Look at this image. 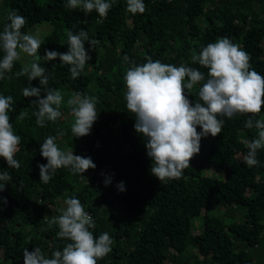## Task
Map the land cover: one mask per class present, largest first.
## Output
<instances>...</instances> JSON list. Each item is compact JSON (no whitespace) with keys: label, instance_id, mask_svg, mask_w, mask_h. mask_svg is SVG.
Returning <instances> with one entry per match:
<instances>
[{"label":"trees","instance_id":"1","mask_svg":"<svg viewBox=\"0 0 264 264\" xmlns=\"http://www.w3.org/2000/svg\"><path fill=\"white\" fill-rule=\"evenodd\" d=\"M144 2V12L132 13L126 0H114L100 17L96 10L85 14L80 8H66L64 0H0V29L12 10L26 18L22 31L45 22L55 25L37 59L49 71V87L61 89L65 100L74 91L94 95L98 115L90 133L80 137L71 131L67 115L72 113L66 104L61 105L60 118L37 125L36 97H25L22 89L29 83L40 86L39 79L29 82L26 74L16 76L22 67L18 60L0 79V93L14 98L10 122L21 137L14 154L18 168L0 157V169L8 168L11 175L0 191V264H24L25 247L39 246L46 256L62 249L67 238L56 235L59 229L52 217L64 207L61 201L73 195L93 216L94 235L107 231L113 237L112 251L97 264H264V147L257 150L258 165L248 166L242 159L248 150L245 139L257 134L244 126L245 120L264 115V106L261 113L223 117L221 132L207 146L205 166L190 164L180 177L160 181L150 173L144 137L126 107L124 73L129 64L123 61L125 54L136 63L150 57L187 63L207 73L191 55L228 36L250 53V66L264 73V0ZM80 28L99 43L94 49L85 42L91 60L73 78L59 57L46 61L42 56L45 49L67 51L68 30ZM198 87L191 93L185 90L193 102ZM21 111L25 115L18 119ZM48 135L56 136L62 148L93 155L96 167L83 174L59 167L47 183L40 181L38 164L46 163L40 143ZM96 144L100 147L94 150ZM106 175L111 177L107 185ZM120 181L124 191L117 187ZM221 207L244 209L243 219L221 212ZM204 209L212 212L204 215L203 230L196 234L193 220Z\"/></svg>","mask_w":264,"mask_h":264},{"label":"clouds","instance_id":"2","mask_svg":"<svg viewBox=\"0 0 264 264\" xmlns=\"http://www.w3.org/2000/svg\"><path fill=\"white\" fill-rule=\"evenodd\" d=\"M113 2L64 0V6L80 8L85 14L96 10L100 17H104ZM126 8L132 13H142L145 2L126 0ZM7 21L0 29V79L6 77L22 54L41 56L38 50L43 40L39 28L22 31L26 18L17 10L7 13ZM85 42L94 49L99 43L84 28L75 32L68 30V50L45 49L42 57L46 61L59 57L62 64L69 65L71 76L78 77L86 62L91 60ZM190 59L206 67L207 73L187 63L177 65L150 57L144 63H136L127 54L123 56V61L129 64L124 73L126 107L134 114L135 130L144 137L147 156L151 158L150 173L160 181L183 174L182 170L190 165V159L200 152L201 139L221 132L225 124L223 117L261 113L264 106V73L250 66V53L228 36L201 46ZM25 74L29 82L39 79L40 86L29 83L22 89L25 97H36L33 104L36 105L37 125L44 126L46 122L60 118L61 105L66 104L74 116L71 124L74 137L90 133L98 118L94 95L74 91L65 100L61 89L49 87V71L37 59L23 63L15 73L16 76ZM198 84V98L193 102L185 90L191 93L190 90ZM13 100L11 94L0 93V157L9 167L18 168L20 162L14 154L21 137L10 122ZM24 115L21 111L17 118ZM244 126L255 128L257 134L245 139L248 150L242 155L243 162L248 166L258 165L257 150L264 147V115H249ZM56 141V136L48 135L40 143V154L46 158V163L38 164L40 181L47 183L59 167H68L72 173L82 174L96 167L90 156L77 154L72 148H62ZM8 181H11L8 168L0 169V191ZM104 183H111V177L106 175ZM117 187L124 191V181L118 182ZM3 199L6 201L7 198ZM64 203L65 206L59 209L60 214L52 217L59 229L56 235L67 238L63 248L46 256L39 246L32 250L25 247L24 264H97L99 258L112 251L113 237L107 231L94 235L95 220L80 199L73 195L66 197Z\"/></svg>","mask_w":264,"mask_h":264},{"label":"rangeland","instance_id":"3","mask_svg":"<svg viewBox=\"0 0 264 264\" xmlns=\"http://www.w3.org/2000/svg\"><path fill=\"white\" fill-rule=\"evenodd\" d=\"M1 12H2V9H1ZM0 12V13H1ZM41 29L42 31V35H43V40L49 36L54 30H55V25L52 23V22H45L43 24H38V25H35L33 28H31L29 31H34L35 29ZM42 40V41H43ZM32 59H38V56L36 57H31V56H28L27 54H22L21 58L18 60L22 65L23 63H27V62H30ZM73 114H68L67 115V118L73 122L74 121V117L71 119L70 117L72 116ZM213 136L212 135H209L207 137H203L201 139V144H200V152L198 153V156H197V160H190V164L191 165H200V166H205V159H206V150H207V146L209 144V141L211 140ZM207 172H210L209 169H206ZM220 179V177H218ZM61 206H65V203L64 201H61ZM221 212H225L226 210V213L227 215L229 216H233L235 214V217L236 219H243V216H244V212L245 210L244 209H238L236 208L235 210H229L225 207H221L219 209ZM212 211L208 210V209H204L203 212H202V215L200 217H197L193 220V225H194V232L196 234H199L200 231L203 230V223H204V215L208 214V213H211ZM216 212V211H214ZM242 215V216H241Z\"/></svg>","mask_w":264,"mask_h":264},{"label":"built area","instance_id":"4","mask_svg":"<svg viewBox=\"0 0 264 264\" xmlns=\"http://www.w3.org/2000/svg\"><path fill=\"white\" fill-rule=\"evenodd\" d=\"M99 147H100V146L96 144V145L94 146V148H93V149H94V150H97ZM90 157L93 159V157H94V156H93V155H91Z\"/></svg>","mask_w":264,"mask_h":264},{"label":"bare ground","instance_id":"5","mask_svg":"<svg viewBox=\"0 0 264 264\" xmlns=\"http://www.w3.org/2000/svg\"><path fill=\"white\" fill-rule=\"evenodd\" d=\"M111 167V166H110ZM101 173V172H100ZM89 177V176H88ZM239 209V208H238ZM242 216V215H241Z\"/></svg>","mask_w":264,"mask_h":264}]
</instances>
